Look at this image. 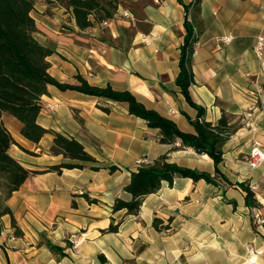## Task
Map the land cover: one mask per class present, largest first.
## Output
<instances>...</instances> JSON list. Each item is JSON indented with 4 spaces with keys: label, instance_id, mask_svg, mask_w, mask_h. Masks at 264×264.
<instances>
[{
    "label": "crops",
    "instance_id": "1",
    "mask_svg": "<svg viewBox=\"0 0 264 264\" xmlns=\"http://www.w3.org/2000/svg\"><path fill=\"white\" fill-rule=\"evenodd\" d=\"M191 3L120 0L113 18L85 30L58 4L36 2L32 15L43 18L41 28L50 34V43L43 44L54 49L48 57L53 77L74 83L80 75L92 85L128 89L146 107L192 133L188 119L196 109L175 82L187 15L194 28H201L192 55L190 96L205 107L206 119L215 121L224 109L230 123L240 125L222 144L218 167L228 181L253 186L256 208L264 217V162L256 168L247 164L253 142L264 141V73L253 52L256 37L264 36V0H201L197 12ZM227 35L230 41L220 42ZM41 100L40 125L76 138L100 162L119 169L73 168L29 176L6 200L22 235L13 234L9 214L1 216L0 264H264V223L252 222L254 207L246 205L245 192L222 177L215 183L182 177L172 186L162 182L142 199L137 214L112 213L115 197L128 198L123 186L136 160L153 159L169 145L122 104L52 85ZM106 103L109 112L98 107ZM248 106L250 125H245L241 115ZM2 119L15 141L8 152L22 165L42 169L63 160L52 151V134L35 143L19 133L14 117L4 113ZM168 160L214 176L212 159L192 148L172 151ZM154 216L164 223L171 217L170 228L155 229ZM111 217L119 222L118 230L102 232ZM41 238L66 254L53 253L39 243Z\"/></svg>",
    "mask_w": 264,
    "mask_h": 264
},
{
    "label": "trees",
    "instance_id": "2",
    "mask_svg": "<svg viewBox=\"0 0 264 264\" xmlns=\"http://www.w3.org/2000/svg\"><path fill=\"white\" fill-rule=\"evenodd\" d=\"M63 6L71 13L75 25L80 30L88 29L95 24L113 18L120 0H0V219L5 214L10 215V223L15 236L22 235L17 226L6 200L24 181L32 175L53 171L60 174L63 169L100 170L102 168L114 172L119 167L115 164H104L85 150L84 146L74 137H68L58 131L47 129L37 121L42 108L41 97L48 93L52 85L61 91L75 90L87 95L101 98L106 102H115L125 106L127 112L142 118L149 128H156L159 139L169 148L163 154L137 164L130 170L128 182L123 191L128 198L115 197L111 211L124 209L127 214H137L142 199L157 192L162 182L172 186L175 178L200 179L215 183L216 177H222L229 184L239 186L244 192L246 205L258 207L252 189L244 183H232L225 179L218 167L223 161L222 144L240 126L230 123L224 109L215 121L206 119L205 107L194 102L190 96L189 87L195 83L192 70V55L198 41L201 28H194L193 21L187 15L184 18V37L179 47V71L175 82L186 101L196 109L194 118H189L194 132H184L178 128L170 117L160 114L153 108L146 107L128 89H114L110 84L103 87L90 84L85 78L76 75V82H62L53 77L50 72L48 57L54 49L41 43L36 34L39 31L32 15L35 3ZM201 0H192L194 11H198ZM105 112L110 111V105H98ZM6 113L16 119L19 133L32 142H39L42 136L50 133L53 136L52 151L61 153L63 160L56 164L45 165L42 169H30L22 165L9 152V147L15 141L4 125L2 115ZM179 141V145H175ZM192 148L198 154L208 155L214 164V176L196 169L182 167L168 160V154L180 148ZM87 197V196H86ZM89 202H96L87 197ZM171 217L164 220L154 216L152 226L157 230L170 228ZM119 222L113 217L109 226L102 232H116ZM39 243L45 244L53 253L64 256V248L41 238ZM69 245V243H67ZM104 260V258L99 255Z\"/></svg>",
    "mask_w": 264,
    "mask_h": 264
},
{
    "label": "built area",
    "instance_id": "3",
    "mask_svg": "<svg viewBox=\"0 0 264 264\" xmlns=\"http://www.w3.org/2000/svg\"><path fill=\"white\" fill-rule=\"evenodd\" d=\"M123 16L128 17L130 19H133L131 13L129 11H124ZM108 21V20H106ZM106 21H103L99 25H104ZM230 36H224L222 38H219L220 42L227 43L230 41ZM253 52L257 58V60L260 63V69L261 72L264 73V60H263V53H264V36L258 35L255 40V44L253 46ZM263 87L261 85L257 86V92H262ZM252 109L251 106H248L241 115V121L245 125H250V114L249 111ZM179 141H176L175 144H178ZM145 160L144 159H137L136 164H141ZM264 162V141H254L252 144V147L250 148L248 157H247V164L250 168H256L259 167ZM251 189H253V186H251ZM252 222L255 225H261L264 223V217L259 213L258 208L254 207L251 209L250 212Z\"/></svg>",
    "mask_w": 264,
    "mask_h": 264
},
{
    "label": "rangeland",
    "instance_id": "4",
    "mask_svg": "<svg viewBox=\"0 0 264 264\" xmlns=\"http://www.w3.org/2000/svg\"><path fill=\"white\" fill-rule=\"evenodd\" d=\"M33 16H34V14H33ZM35 18H36V24H37V27H38V32H37V34H36V37H37V39L41 42V43H47V44H49L50 43V34L46 31V30H44L43 28H41V26L43 27V25L41 24V22H44V20H42L41 19V16H38V15H35ZM41 24V25H40ZM227 36H229V35H227Z\"/></svg>",
    "mask_w": 264,
    "mask_h": 264
}]
</instances>
